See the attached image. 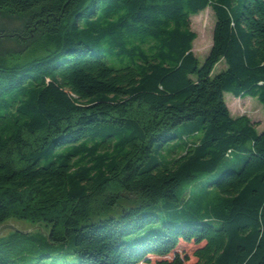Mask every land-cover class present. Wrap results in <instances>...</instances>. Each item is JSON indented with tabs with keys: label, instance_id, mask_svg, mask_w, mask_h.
I'll list each match as a JSON object with an SVG mask.
<instances>
[{
	"label": "trees",
	"instance_id": "1",
	"mask_svg": "<svg viewBox=\"0 0 264 264\" xmlns=\"http://www.w3.org/2000/svg\"><path fill=\"white\" fill-rule=\"evenodd\" d=\"M207 6L199 65L190 16ZM2 10L36 37L14 62L0 58V224L47 223L49 242L71 241L73 264H183V241L198 245L188 264H264V131L224 102L252 97L264 111V0H0ZM179 137L191 140L177 158L143 167ZM209 174L217 225L170 222L129 239L157 221L148 208L177 204L181 186ZM123 192L134 204L100 217L98 196L111 209Z\"/></svg>",
	"mask_w": 264,
	"mask_h": 264
},
{
	"label": "rangeland",
	"instance_id": "2",
	"mask_svg": "<svg viewBox=\"0 0 264 264\" xmlns=\"http://www.w3.org/2000/svg\"><path fill=\"white\" fill-rule=\"evenodd\" d=\"M22 16L10 15L6 11H0V58H5L9 61H15L30 48V43L36 36H29L22 32L23 20ZM215 22V15L210 7L190 16V28L196 32L197 37L192 42L191 51L196 56L199 65L203 62L212 44L213 24ZM221 70H225V65L221 60L218 62L211 75ZM224 102L228 107L232 117L240 118V116H247L251 122H256V129L258 132L264 131V111L261 104L255 98H239L236 99L230 93L224 94ZM193 122V121H191ZM191 122H183L173 128V133L179 136L185 127ZM188 141L191 137H186ZM186 138L174 139L165 145H154L151 156L145 160L143 167H147L152 159L162 163L168 164L180 155L181 149L186 142ZM214 174H209L205 178L197 180L193 185H183L176 191L178 203L166 204L165 200H160L156 210L149 209L154 214L158 215L155 223H150L145 228L133 236L130 240L143 237L150 230L158 231L164 223L175 222L194 223L195 221H210L217 223L216 211L219 208L221 194L215 187H205V183L214 178ZM117 206H112L111 209L106 208L103 203L104 196H98L96 201L99 206L98 214L100 217L114 214L121 206H132L134 204V197H130L127 193H120ZM106 195V194H104ZM101 205V206H100ZM146 211V210H145ZM97 214V215H98ZM97 216V217H99ZM49 225L46 223H30L28 220L9 219L6 223L0 224V256H5L8 259H15L14 264H73L76 259L71 254L72 247L69 239L64 240L59 244L49 242L48 233ZM198 245L192 242H180L176 248L177 253L184 260L183 264L195 262L192 257L193 251ZM172 254L166 256L171 260ZM157 259L152 256V263ZM143 264V263H141Z\"/></svg>",
	"mask_w": 264,
	"mask_h": 264
}]
</instances>
